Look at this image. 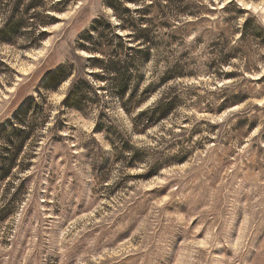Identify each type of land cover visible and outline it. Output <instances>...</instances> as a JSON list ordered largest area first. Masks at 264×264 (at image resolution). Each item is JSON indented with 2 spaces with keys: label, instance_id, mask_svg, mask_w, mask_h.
Masks as SVG:
<instances>
[{
  "label": "rangeland",
  "instance_id": "1",
  "mask_svg": "<svg viewBox=\"0 0 264 264\" xmlns=\"http://www.w3.org/2000/svg\"><path fill=\"white\" fill-rule=\"evenodd\" d=\"M106 1L42 0L49 23L0 41L2 164L17 151L0 175V264H264V0H155L147 14L120 0L151 44ZM99 17L127 38L112 57L138 58L128 112L80 47ZM169 96L166 118L137 122ZM14 125L24 138L7 147Z\"/></svg>",
  "mask_w": 264,
  "mask_h": 264
},
{
  "label": "trees",
  "instance_id": "2",
  "mask_svg": "<svg viewBox=\"0 0 264 264\" xmlns=\"http://www.w3.org/2000/svg\"><path fill=\"white\" fill-rule=\"evenodd\" d=\"M41 1L42 0H26V2L25 0H0V16L1 19H3V23L0 25V41L7 42L13 37L20 36L22 33H25L23 32L22 27L33 24V20L36 18L39 20L38 25L49 23L52 16L40 15L39 11H35L36 7L42 5ZM143 1H149V3L139 10L135 9V12L137 11L140 13L141 11L146 14L150 13V9L154 6L155 0ZM106 4L109 8H111L112 13H114V15L120 21L117 27L122 30H129L128 33H126V36L130 38L133 37L136 40H142L143 42H148L151 44V42H149L150 28L142 26V24L147 23L148 20L147 18L145 19V16H141V18L137 19L132 15L131 10L128 7H121L123 4L120 0H113V2L111 0H107ZM230 4L233 3L229 1L224 5L223 9L226 10ZM189 8H192V5L185 4L183 6V11L188 10ZM191 14L195 13L191 12ZM101 26L106 28V30L101 29ZM93 28L95 34H86V41L82 42L80 47L93 53V56H88L89 60H91L93 64L97 63L100 68H105L104 70L102 69V71L104 73L106 71L107 74L111 75L110 78L115 81L113 90L115 98L121 103L122 108L128 112V109L132 105L134 106L136 104H140V101H137V99L134 97V93L136 91V80L139 77L138 73L135 72L136 59L138 60V58L135 57V54H129L127 51L126 53L123 52L127 58L126 62L121 64V59L112 57V55L117 56L119 54V50H121L122 47L125 48V50L127 49V44L125 42L127 38L125 41L120 40L123 39V37L112 32L113 25L110 24L108 20L104 19L103 17L96 18V20L93 22ZM107 29L109 30L107 31ZM43 34L44 32L38 33V35L41 36H43ZM38 37L39 36L32 38L37 39ZM117 38L120 39L118 40ZM105 45L109 46L108 50L111 52V56L108 59L110 69H106V65L104 64L103 60L95 57V53L97 52L102 55L105 54L103 49ZM128 48L131 49V47ZM147 50L148 49L143 48L137 53L140 54V57L145 58L148 55ZM169 76L170 74L161 77V85L174 78ZM101 77H103V75ZM149 86H152V84H149ZM72 89L73 88L69 89L66 100L71 105L78 106L80 103H78L77 99L83 98L84 94L80 93L81 91L77 93V90L73 91ZM175 98L176 96H173L172 98L169 96V98H167V100L165 99L164 101H161L162 97L157 98L155 104L152 107L145 108L137 113V122H142L143 125L147 126L157 122L160 119L166 118L175 107ZM22 132L23 129L21 127L14 125L12 128V135L6 138L7 142L9 143L6 146L9 147L10 144L15 143V139L19 140L17 145H20L22 138H24L23 135L20 134ZM7 147L2 146L1 149H7ZM16 152L17 151L10 152L4 164H2L0 160V175L2 177L8 176L9 170L13 166Z\"/></svg>",
  "mask_w": 264,
  "mask_h": 264
},
{
  "label": "snow or ice",
  "instance_id": "3",
  "mask_svg": "<svg viewBox=\"0 0 264 264\" xmlns=\"http://www.w3.org/2000/svg\"><path fill=\"white\" fill-rule=\"evenodd\" d=\"M246 7H248V8H251V4H249V5H246Z\"/></svg>",
  "mask_w": 264,
  "mask_h": 264
}]
</instances>
